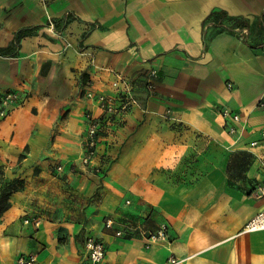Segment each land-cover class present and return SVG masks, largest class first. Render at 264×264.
<instances>
[{
	"label": "crops",
	"instance_id": "obj_1",
	"mask_svg": "<svg viewBox=\"0 0 264 264\" xmlns=\"http://www.w3.org/2000/svg\"><path fill=\"white\" fill-rule=\"evenodd\" d=\"M0 50V96L23 98L0 118L5 180L23 179L0 264H83L89 235L103 264H264V230H244L264 209V0H0ZM127 89L117 116L87 97Z\"/></svg>",
	"mask_w": 264,
	"mask_h": 264
},
{
	"label": "built area",
	"instance_id": "obj_2",
	"mask_svg": "<svg viewBox=\"0 0 264 264\" xmlns=\"http://www.w3.org/2000/svg\"><path fill=\"white\" fill-rule=\"evenodd\" d=\"M43 2L48 0H42ZM153 74V73H151ZM151 86V85H150ZM87 97L95 98L97 101L102 113L108 115H120L126 111L135 103V99L131 95L129 89L121 92L116 96L106 95V94H97L95 95L93 92L88 91ZM260 106H264V93L260 95ZM22 96L16 92H6L0 96V117H4L6 113L17 106L22 101ZM225 117H231L233 121L239 120L238 114H229L227 111L223 112ZM87 117V126L86 132L83 138V155L81 157V162L84 165H93L96 154H97V138L99 133V119H96L90 115H86ZM230 132H234V128L230 127ZM252 144H256L253 142ZM96 170H98V166L94 165ZM60 171L61 166H57L56 168ZM258 191L260 194H264V187H259ZM32 220L35 226L39 225V220L36 217H32L31 219L25 218L24 223H28ZM113 226L112 219H106L105 227L111 228ZM245 231H258L264 230V209L260 210L256 213L245 225ZM117 235L121 234V230L116 231ZM167 237V225L165 223H161L158 228L154 231H150L145 234V238L148 241L147 243L158 242L161 240H165ZM85 248V256L86 261L83 264H103L105 249L103 243L94 236H87L84 242ZM169 263H176L178 261L177 258L171 256L168 259ZM13 264H38L37 256L34 253L21 254L19 255Z\"/></svg>",
	"mask_w": 264,
	"mask_h": 264
},
{
	"label": "trees",
	"instance_id": "obj_3",
	"mask_svg": "<svg viewBox=\"0 0 264 264\" xmlns=\"http://www.w3.org/2000/svg\"><path fill=\"white\" fill-rule=\"evenodd\" d=\"M233 19H234L233 26H240L245 23V21L241 18H233ZM17 36L19 38L21 35L18 34ZM22 184H23V179L20 178L19 176H15L9 180H5L4 171L2 166L0 165V215L10 206L9 196L11 195V193L20 189L22 187Z\"/></svg>",
	"mask_w": 264,
	"mask_h": 264
}]
</instances>
